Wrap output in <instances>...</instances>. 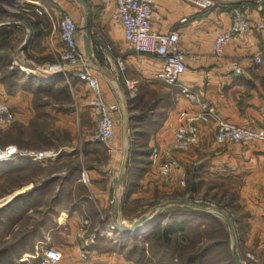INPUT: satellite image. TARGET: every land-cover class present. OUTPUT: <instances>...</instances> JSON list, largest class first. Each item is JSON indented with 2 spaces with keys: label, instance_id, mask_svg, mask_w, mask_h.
<instances>
[{
  "label": "crops",
  "instance_id": "1",
  "mask_svg": "<svg viewBox=\"0 0 264 264\" xmlns=\"http://www.w3.org/2000/svg\"><path fill=\"white\" fill-rule=\"evenodd\" d=\"M30 1L44 10L34 20L26 21L10 12L0 15V32H4L0 34V102L16 113L21 134L27 136L24 128L30 124L81 115L84 122L90 115L97 127L95 113L88 108V88L76 78L57 76L39 83L18 72L14 77L10 69L15 54L21 58L19 52L25 50L27 41L30 53L22 60L24 65L31 66V61L33 67H40L58 58L63 49L59 28L62 14L69 15L78 26L76 41L87 56V12L92 50L87 58L97 69L95 75L105 102L117 106L112 115L115 130L109 145H90L65 155L60 152L55 162L21 161L0 168V236L8 243L15 233L18 236L10 244L13 259H1L0 264H36V256L49 248L62 254V264L78 262L82 252L96 264H138L119 252L120 237L131 234L122 232L120 226L131 228L144 221L139 229L143 230L158 216L159 209L173 207L170 193L183 192L191 172L194 185H199L203 173L224 181L228 189L233 187L240 208L236 263L244 264V252L251 251L264 264V142L219 145L215 142L216 125L211 122L201 125L199 141L189 152L176 153L179 170L169 183L158 184L159 164L151 160L154 148L163 150L171 145L178 115L194 109L183 96V89L197 92L219 118L264 130V63H254L256 56L264 59V0H203L215 4L207 8L186 0H155L153 31L177 29L180 48L186 53L187 72L176 87L154 79L161 69L159 59L137 54L124 41L121 28L113 21L114 0ZM241 4L247 6L249 31L234 37L224 56L217 58L214 41L230 29V9ZM184 18L188 21L182 24ZM231 59L240 63L242 75L227 72ZM117 60L124 62L125 72H116ZM125 80L138 82L134 92ZM59 93L65 94L69 106L60 109L54 103L52 95ZM130 127L135 128L139 147L147 152L127 147L126 130ZM2 129L14 133L12 127ZM86 143L92 142L87 139ZM71 163L72 168L65 167L63 182L58 169ZM81 172L86 174L89 195L58 198V182L68 184ZM158 193L166 198L153 205ZM149 204L150 211L146 209Z\"/></svg>",
  "mask_w": 264,
  "mask_h": 264
},
{
  "label": "built area",
  "instance_id": "2",
  "mask_svg": "<svg viewBox=\"0 0 264 264\" xmlns=\"http://www.w3.org/2000/svg\"><path fill=\"white\" fill-rule=\"evenodd\" d=\"M116 11L113 21L121 30L124 41L130 49L137 54L155 56L161 61V69L155 74L154 79L163 82L169 87L179 86L182 77L187 72L185 62L186 53L180 48V33L177 29L165 33L154 32L152 29V15L155 0H114ZM195 2L203 8L215 6L214 3L203 0H186ZM246 5H237L230 9L231 26L226 32L219 34L214 41V55L217 58L224 56L225 48L234 37L245 35L250 28L249 19L246 15ZM41 5L30 0H0V15L10 12L13 16L23 17L26 21L34 20V16L43 14ZM188 19H182L184 24ZM60 38L63 49L58 58L40 67L24 65L30 53V43L27 41L25 50L19 52L21 58L15 54L10 64L12 71L18 72L27 80H35L45 83L53 80L54 77L76 78L84 84L90 93L89 107L94 111L97 121V130L93 141L109 145L114 138L115 124L113 113L117 111L116 105L105 102L103 91L94 69L89 65L87 56L81 51L76 41V34L79 31L74 20L67 14H62L59 22ZM263 29V27H259ZM256 66L264 63L262 56L254 58ZM126 67L122 60H117L116 72H125ZM226 70L230 74L240 76L243 69L237 60L227 61ZM127 87L134 92L138 82L125 80ZM182 94L193 110L183 111L178 115L177 127L174 131L171 145L163 150L154 148L151 154L153 163L159 164V176L166 184L169 183L175 172L179 170V161L176 153L189 152L199 141L201 125L214 122L216 125L215 142L219 145L228 143L264 142V130L252 127H242L232 124L218 117L214 108L204 103L197 92L183 89ZM17 119L16 113L5 103L0 102V128L11 126ZM60 153L55 152H25L16 146H8L0 151V166L13 165L21 161L33 162H55ZM82 177L86 179V174ZM184 185V182H181ZM88 222H85L87 224ZM114 231L115 227H111ZM36 264H62V254L52 248L44 250L36 256ZM246 259L250 264H259L253 254L247 253ZM74 264H96L90 259L86 252L80 254L79 261Z\"/></svg>",
  "mask_w": 264,
  "mask_h": 264
},
{
  "label": "rangeland",
  "instance_id": "3",
  "mask_svg": "<svg viewBox=\"0 0 264 264\" xmlns=\"http://www.w3.org/2000/svg\"><path fill=\"white\" fill-rule=\"evenodd\" d=\"M93 69L95 72L97 71L94 66ZM54 97L55 95H52L54 103L58 104L59 107L70 105L65 94L59 93L57 94L55 99ZM61 107L60 109H62ZM86 116L87 118L85 122L83 121V117L81 115L80 117H74L73 119L63 118L55 122L52 120V123L40 121V123L30 124V126L24 128L27 132L26 137L21 134V132H23L22 126L18 124L16 125L15 121L11 126H9V128H13L14 133L8 130L4 131L2 128H0V151L4 150L8 146H16L19 150L22 151H41L55 153L61 152L63 153V155H65V153L72 154V150L76 151L79 149H86L90 145H97L99 143L93 141L97 128H95L90 115ZM9 128L7 127L6 129ZM134 129V127H130L126 130V136L128 137V141L126 142L127 147L130 150L147 152L146 148L139 147V142H136V133ZM87 139H90L92 143L87 144ZM141 143L142 142H140V144ZM76 165L77 164H75V167ZM66 166L72 168L74 165H72L71 163V165L67 164L65 166L59 167L58 172L61 176V179L66 175ZM1 167L2 166H0V168ZM193 175V172L187 175L184 189H182L184 190L183 192L170 193V205L177 206L176 203L179 202L202 208L207 212L213 214L221 222V224H223L222 227L227 229L224 236L220 234L219 227H211L208 230L201 231L202 238L204 239V244L202 245V247L210 244L211 241H219L222 244V246L217 247L213 251L214 253H212L211 256L209 255L207 257L208 259H205L203 261L204 263L211 262L210 264H218L217 260H221L223 262L222 264H229L230 262L232 263V256L234 261L236 262V257H239V255L236 253L234 245L236 244L237 246L238 242V218L240 217V208L237 203L238 198L236 192L233 191V187H231L232 189H228L224 181H219L215 178H211L207 175H204L203 173L200 175L201 181L200 183H198L199 185H194L191 182V178L193 177ZM73 180L74 181L68 184L61 183V181L58 182V198L73 195L79 197L89 195V191L87 188V179H84L82 177V172L80 174L78 173ZM62 181L65 182V179H62ZM162 182L163 181L160 178L158 184ZM164 198L166 197L163 194L158 193L154 197L153 205L160 204V201ZM150 206H152V204H149V207L146 208L148 209V211H150ZM60 208L61 206L59 204V209ZM159 210L162 211L161 209ZM216 228L219 233H215ZM0 229L2 230V227H0ZM17 237L18 236L15 233L11 238L12 241L8 243L7 241L3 242V237L0 236V250H4L10 247V244L15 242L17 240ZM247 253L253 254L256 258V261H258L259 264H262L259 258L251 251L244 252V264H250V262H248L246 259Z\"/></svg>",
  "mask_w": 264,
  "mask_h": 264
},
{
  "label": "trees",
  "instance_id": "4",
  "mask_svg": "<svg viewBox=\"0 0 264 264\" xmlns=\"http://www.w3.org/2000/svg\"><path fill=\"white\" fill-rule=\"evenodd\" d=\"M0 34H4L3 31ZM12 71V70H11ZM16 76L15 71L11 72ZM1 213V212H0ZM211 213L199 207L177 205L159 211L155 219L149 220L143 230L120 237L119 252L138 264H210L204 263L213 251L222 246L221 242L211 241L205 247L202 230L219 227L221 235L227 229ZM217 228L215 233H217ZM218 232V233H219ZM130 243V245H127ZM12 247L0 250V260L10 261L14 252ZM218 264L223 263L217 260ZM237 264L232 256V263Z\"/></svg>",
  "mask_w": 264,
  "mask_h": 264
},
{
  "label": "water",
  "instance_id": "5",
  "mask_svg": "<svg viewBox=\"0 0 264 264\" xmlns=\"http://www.w3.org/2000/svg\"><path fill=\"white\" fill-rule=\"evenodd\" d=\"M84 30L86 32V38H85V48H86V53H87V56L88 57H91L92 56V50H91V41H90V31H89V25H88V12H87V16H86V22H85V27H84ZM91 67H93L91 65ZM98 70L102 73H105L103 70H101L100 68H98ZM61 156V154H60ZM177 205H187V206H190V207H193L195 208L196 206L194 205H189V204H186V203H176ZM144 225V221H140L138 222L137 224H135L133 227L131 228H128V227H125V226H120V229L122 232H126V233H134L136 231H138L142 226Z\"/></svg>",
  "mask_w": 264,
  "mask_h": 264
},
{
  "label": "bare ground",
  "instance_id": "6",
  "mask_svg": "<svg viewBox=\"0 0 264 264\" xmlns=\"http://www.w3.org/2000/svg\"><path fill=\"white\" fill-rule=\"evenodd\" d=\"M14 165V164H13ZM10 166V165H9Z\"/></svg>",
  "mask_w": 264,
  "mask_h": 264
}]
</instances>
